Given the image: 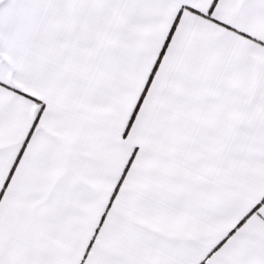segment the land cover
<instances>
[{
    "label": "snow or ice",
    "instance_id": "1",
    "mask_svg": "<svg viewBox=\"0 0 264 264\" xmlns=\"http://www.w3.org/2000/svg\"><path fill=\"white\" fill-rule=\"evenodd\" d=\"M0 264H264V0H0Z\"/></svg>",
    "mask_w": 264,
    "mask_h": 264
}]
</instances>
